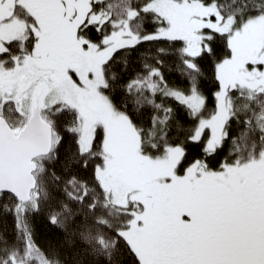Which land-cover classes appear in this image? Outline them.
I'll list each match as a JSON object with an SVG mask.
<instances>
[{
  "label": "snow or ice",
  "instance_id": "obj_1",
  "mask_svg": "<svg viewBox=\"0 0 264 264\" xmlns=\"http://www.w3.org/2000/svg\"><path fill=\"white\" fill-rule=\"evenodd\" d=\"M0 264H264V0H0Z\"/></svg>",
  "mask_w": 264,
  "mask_h": 264
}]
</instances>
